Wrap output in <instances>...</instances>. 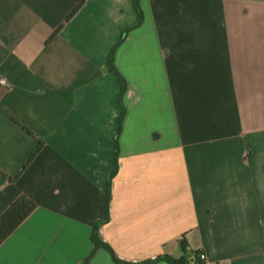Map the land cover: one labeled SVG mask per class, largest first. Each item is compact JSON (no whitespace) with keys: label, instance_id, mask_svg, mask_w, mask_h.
<instances>
[{"label":"crops","instance_id":"1","mask_svg":"<svg viewBox=\"0 0 264 264\" xmlns=\"http://www.w3.org/2000/svg\"><path fill=\"white\" fill-rule=\"evenodd\" d=\"M140 5L0 0V264H264V0Z\"/></svg>","mask_w":264,"mask_h":264},{"label":"trees","instance_id":"2","mask_svg":"<svg viewBox=\"0 0 264 264\" xmlns=\"http://www.w3.org/2000/svg\"><path fill=\"white\" fill-rule=\"evenodd\" d=\"M134 6H135V11H136V16H137L136 22L128 30L138 27L143 22L144 16H143V11L140 5V0H134ZM124 38L125 36L122 37L120 42L124 40ZM115 50H116V47H114L111 53L109 54L108 65L110 69L116 74V76L118 77L120 81L121 100H122V96L125 91V80L120 75V73L118 72V70L116 69L114 65ZM123 115H124V110L121 115V120H122ZM40 148H41V144L39 145V148L37 149V151L30 156L28 162L32 160V158L35 156L38 150H40ZM113 176H114V173H113ZM110 200H111V185H110V179H109V182L105 190V202H104L105 216L102 219L94 223L93 231H92V241L95 246L94 249L101 248V247L105 248L110 252L111 256L113 257L115 261L124 262L119 259V257L116 255L113 248L99 237L100 227L109 221ZM35 207H36V203L33 200H31L29 197H27L26 195H20L18 198H16L9 205V207L0 215V242H3L25 220L27 216H29V214L35 209ZM179 243H180L181 249L184 252V255L180 257H174L169 254L159 255L155 257L154 259H149L143 262L165 261L168 264H205L204 261L198 258L197 252H191L190 254H188V251H187L188 243L185 237H182L179 240ZM125 263L138 264V263H128V262H125Z\"/></svg>","mask_w":264,"mask_h":264},{"label":"built area","instance_id":"3","mask_svg":"<svg viewBox=\"0 0 264 264\" xmlns=\"http://www.w3.org/2000/svg\"><path fill=\"white\" fill-rule=\"evenodd\" d=\"M0 82L2 84L7 85L8 87L9 86L11 87L10 83H8V81H6V79H4V78H0ZM197 256H198V258L200 260L204 261L205 264H227L226 260H219V261H210V260H208L206 254L204 252H199L197 254Z\"/></svg>","mask_w":264,"mask_h":264}]
</instances>
